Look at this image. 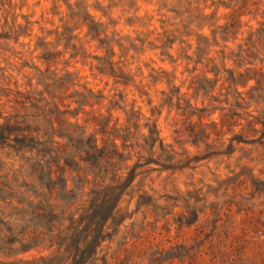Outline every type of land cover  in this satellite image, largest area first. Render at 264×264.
<instances>
[{"label":"rangeland","instance_id":"1","mask_svg":"<svg viewBox=\"0 0 264 264\" xmlns=\"http://www.w3.org/2000/svg\"><path fill=\"white\" fill-rule=\"evenodd\" d=\"M16 90L33 97L45 90L52 102L70 104V119L89 131L93 114L128 125V142L144 144L156 125L167 153L187 162L138 168L154 167L124 192L107 223L112 235L87 264H264V253L250 247L235 262L230 252L264 240V227L244 224L253 211L264 217V0H0V123L25 112ZM196 123L211 132L197 143ZM239 133L244 140L233 139ZM161 152L157 142L153 156ZM29 171L20 153L0 144L1 180L34 181ZM36 183L38 198L50 197ZM93 186L86 182L77 204ZM4 204L0 262L37 264L52 249L6 243L12 207ZM13 223L15 231L25 224Z\"/></svg>","mask_w":264,"mask_h":264},{"label":"trees","instance_id":"2","mask_svg":"<svg viewBox=\"0 0 264 264\" xmlns=\"http://www.w3.org/2000/svg\"><path fill=\"white\" fill-rule=\"evenodd\" d=\"M232 25H236V21ZM59 82L64 84L63 79ZM39 93V97H33L16 90V101L25 112L18 110L0 123V144L20 153L29 166V174L34 177V181L24 180L17 184L0 179V200L5 206L12 207L7 215L15 222H25L21 229L15 231L14 223L9 219L7 230L10 233L4 238L10 246L18 243L21 251L51 248V253L41 255L37 264H87L97 255L102 242L112 235L107 223L115 217L124 192L139 173L154 167L140 171L138 168L152 162L164 168H176L187 162L174 161V156L167 153L164 139L158 135L156 125L144 137V144L138 140L128 142L134 137L130 126L111 124L109 117L93 114L88 121H95L97 126L89 131L80 121L70 119V104L62 107L58 102L48 99L45 90ZM21 96L25 99L19 98ZM26 101H31L30 105ZM81 105L84 106V102ZM85 112L90 113L87 110ZM19 113L23 118H20ZM232 114L234 116L238 113L232 111ZM30 117L40 122L37 127L32 128L28 123ZM221 120L224 124L230 118L226 114ZM218 124L217 121L212 122L217 133L220 132ZM207 127L203 123H196V132L194 130L191 133L196 143L210 137L211 132L207 131ZM33 129L39 133L43 131V134H33ZM118 138L122 140L121 143L117 141ZM235 138L238 141L244 140V135L239 133L233 137ZM157 142L162 152L154 157ZM136 146H141L136 151L138 159L131 164L129 160L132 159ZM146 148L152 152L148 157H144L142 153V149ZM233 148L231 142L228 149L231 151ZM209 153L211 152L207 154ZM123 168L128 169L126 174L120 173L121 170L124 171ZM90 174H93V178H89ZM70 176L77 181L75 186L69 183ZM36 180L41 187H47L45 194L50 197L38 198L42 192L36 189ZM90 180L94 181V186L86 193L87 198L83 199L82 204H77L78 195H85V185ZM3 223L6 222L3 220ZM244 224L248 228L264 227V217L253 211L244 219ZM246 247H250L247 249L251 251L264 253V240L253 239L247 243L233 244L230 252L235 255L231 262L243 259L241 254H245ZM262 262L264 263V258ZM0 264L26 263L19 259L1 261Z\"/></svg>","mask_w":264,"mask_h":264}]
</instances>
